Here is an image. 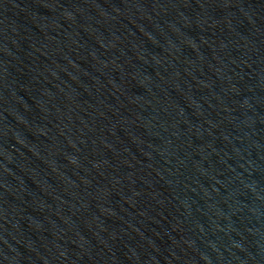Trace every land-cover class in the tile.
I'll list each match as a JSON object with an SVG mask.
<instances>
[{
    "label": "water",
    "instance_id": "water-1",
    "mask_svg": "<svg viewBox=\"0 0 264 264\" xmlns=\"http://www.w3.org/2000/svg\"><path fill=\"white\" fill-rule=\"evenodd\" d=\"M0 264H264V0H0Z\"/></svg>",
    "mask_w": 264,
    "mask_h": 264
}]
</instances>
